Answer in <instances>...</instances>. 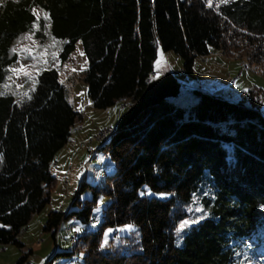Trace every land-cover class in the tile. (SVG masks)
<instances>
[{
  "label": "trees",
  "instance_id": "1",
  "mask_svg": "<svg viewBox=\"0 0 264 264\" xmlns=\"http://www.w3.org/2000/svg\"><path fill=\"white\" fill-rule=\"evenodd\" d=\"M208 1L0 2V245L21 246L22 228L50 203L56 185L51 163L80 117L55 68L40 72L23 97L3 86L17 60L15 43L35 26L43 35L46 24L34 8L47 14L50 35L63 40L61 61L81 42L88 96L95 108H106L141 96L160 47L181 56L194 77L195 58L211 49L264 74V0L218 7ZM192 93L196 101L189 106L167 98L114 128L100 146L114 163L113 173L100 185L81 183L79 192L89 187L92 197L79 211L48 213L44 231L55 238L62 219L88 222L99 196L111 197L101 228L77 241L73 236L74 246L86 252L82 264H236L231 241L263 238L264 95L253 89L233 101L200 88ZM144 185L171 196L142 197ZM206 190L202 199L210 215L178 238L194 196ZM126 223L138 226V240L125 253L103 251L102 229Z\"/></svg>",
  "mask_w": 264,
  "mask_h": 264
},
{
  "label": "rangeland",
  "instance_id": "2",
  "mask_svg": "<svg viewBox=\"0 0 264 264\" xmlns=\"http://www.w3.org/2000/svg\"><path fill=\"white\" fill-rule=\"evenodd\" d=\"M230 1L232 0H228ZM222 4L225 3L221 0L208 1V5L213 7ZM34 12L38 18L44 19L47 26L42 30V36L36 34L37 26H35L15 43L13 50L17 53V60L10 66L11 74L3 86L17 97H23L33 89L40 72L44 69L55 68L69 102L80 117L67 144L56 154L51 163L50 169L56 177V185L52 190L50 203L34 214L29 223L22 228L18 236L21 246L15 244L0 246V264H18L20 259H22V264H45L48 258L54 256L55 253L60 254L53 258L52 264H82L86 252L74 246L76 242L72 243V237L76 236L77 241V238L84 234L96 232L101 228L103 211L111 202V197L104 194L99 196L88 222L72 216L62 219L55 238L52 237V232L44 231L47 215L51 210L62 211L64 214L69 211H79L92 197V190L89 187H84L79 192L81 183L85 181L90 186L100 185L104 182L106 174L113 173L114 163L100 149V146L133 103L123 98L109 107L95 108L88 96L87 83L84 80L87 59L81 42L76 44L74 51L65 61H61L60 52L63 40L50 35L48 21H45L47 14L43 10L35 7ZM157 60L161 61L159 66L156 63ZM245 64L248 68L244 67ZM166 72L173 74L182 84L180 94L173 100L183 106H189L196 101L192 90L197 88L216 95H224L233 101H238L241 93L246 92L245 89L247 91L259 89L264 95V74L262 72L250 66L245 60L237 56H227L216 49H211L209 54L195 58L194 77L185 71L184 60L181 56L174 51H164L160 47L151 77L152 79L158 78ZM262 111L264 113V99ZM208 192L209 190H206L202 195H195L193 199L195 204L191 205L193 208L202 207L204 212L187 210L188 215L184 220L201 216L205 219L210 215L202 199ZM139 193L140 196L147 198L166 199L171 196L170 192L152 190L146 185ZM75 198L77 201L73 204ZM193 224L184 228L182 232L178 233L176 230L178 238ZM126 226L134 227L129 229ZM138 238V226L134 223L104 227L101 249L103 251L119 250L125 253L131 243L137 241ZM230 244L235 250L236 264H264V234L262 239L253 238L244 243L234 240ZM178 245H181L180 240ZM63 253L71 254L64 255Z\"/></svg>",
  "mask_w": 264,
  "mask_h": 264
},
{
  "label": "water",
  "instance_id": "3",
  "mask_svg": "<svg viewBox=\"0 0 264 264\" xmlns=\"http://www.w3.org/2000/svg\"><path fill=\"white\" fill-rule=\"evenodd\" d=\"M182 84L170 72L147 83L141 96L127 108L120 117L115 130L134 121L145 109L158 104L167 98H175L181 92Z\"/></svg>",
  "mask_w": 264,
  "mask_h": 264
},
{
  "label": "snow or ice",
  "instance_id": "4",
  "mask_svg": "<svg viewBox=\"0 0 264 264\" xmlns=\"http://www.w3.org/2000/svg\"><path fill=\"white\" fill-rule=\"evenodd\" d=\"M222 3H227L228 0H221ZM49 18L48 17H45V21H47ZM47 26V25H45ZM83 54V53H82ZM34 59L37 58V57H33ZM157 65L159 66V64L161 63L160 60H157ZM34 90V89H33ZM245 91H247V89H245ZM2 94H5L3 91H0V95ZM161 196H164L165 194H159ZM103 201L101 200V203ZM193 204H195V200L192 201ZM189 212H204V209L202 207H195L193 208L191 205L188 207L187 209ZM204 217L201 216V217H195V218H191V219H188V220H184L182 221L179 225H178V228H177V232H182L184 230V228L188 227L190 224H193V223H198L200 219H203ZM127 228H132L134 226H126ZM110 231V230H109ZM107 235V233H106ZM103 247V245H101Z\"/></svg>",
  "mask_w": 264,
  "mask_h": 264
},
{
  "label": "bare ground",
  "instance_id": "5",
  "mask_svg": "<svg viewBox=\"0 0 264 264\" xmlns=\"http://www.w3.org/2000/svg\"><path fill=\"white\" fill-rule=\"evenodd\" d=\"M151 76H153V73L151 74ZM151 76L149 77V79H148V81H147L148 83H149V82L151 81V79H152ZM72 241L75 242V237L72 238Z\"/></svg>",
  "mask_w": 264,
  "mask_h": 264
},
{
  "label": "crops",
  "instance_id": "6",
  "mask_svg": "<svg viewBox=\"0 0 264 264\" xmlns=\"http://www.w3.org/2000/svg\"><path fill=\"white\" fill-rule=\"evenodd\" d=\"M63 148H64V147H63ZM63 148H62V149H63ZM62 149H61V150H62ZM61 150H60V151H61ZM58 152H59V151H58ZM57 154H58V153H57ZM32 218H33V217H32ZM32 218H31V219H32ZM57 231H58V230H57ZM0 246H1V245H0ZM49 258H50V257H49ZM49 258H48V260H49ZM48 260H47V261H48ZM47 261H46V263H47ZM46 263H45V264H46Z\"/></svg>",
  "mask_w": 264,
  "mask_h": 264
}]
</instances>
